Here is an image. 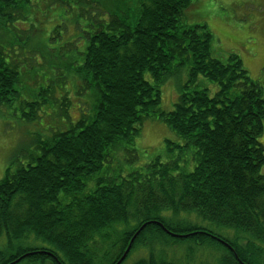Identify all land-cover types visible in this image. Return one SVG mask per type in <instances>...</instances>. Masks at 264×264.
Instances as JSON below:
<instances>
[{
  "label": "trees",
  "instance_id": "obj_1",
  "mask_svg": "<svg viewBox=\"0 0 264 264\" xmlns=\"http://www.w3.org/2000/svg\"><path fill=\"white\" fill-rule=\"evenodd\" d=\"M195 1L0 0V114L19 95L22 64L40 58L30 44L36 11L83 19L76 72L92 94L76 121L69 100L57 101L65 124L0 179V264H117L144 225L126 260L138 245L146 255L134 264H264L263 89L239 56L213 57L205 25L187 24ZM185 66L188 81L164 111L162 87ZM204 79L218 86L213 95ZM43 91L52 99L54 89ZM43 104L27 103L23 115L54 113ZM149 119L182 140H167L177 158L114 169L124 152L137 159ZM187 153L191 172L180 167Z\"/></svg>",
  "mask_w": 264,
  "mask_h": 264
},
{
  "label": "rangeland",
  "instance_id": "obj_2",
  "mask_svg": "<svg viewBox=\"0 0 264 264\" xmlns=\"http://www.w3.org/2000/svg\"><path fill=\"white\" fill-rule=\"evenodd\" d=\"M35 18L38 26L30 44L40 58L34 56L31 63L22 64L19 70L21 84L17 86L19 95L12 108L2 110L0 114V179L9 168L15 170L19 165L27 164L31 157L39 155L40 143L51 136L50 129L53 132L58 128V122L65 124V117L58 116L61 102L56 104L57 101L69 100V116L73 121L79 119L81 107L85 113L89 112L92 103L90 90L83 89L81 77L76 72L80 53L86 47L81 40V29L85 26L83 19L61 9L48 11L45 15L36 11ZM185 20L190 26L205 25L208 28L213 37V57L226 61L231 55L239 56L249 76L262 87L264 98V0H197L185 15ZM36 59L37 65L30 67ZM42 61L44 63L41 64ZM188 70L187 66L181 68L163 85L161 109L164 111L174 109L181 87L188 81ZM204 81V86L210 88L213 95L218 86L206 79ZM51 89L55 90L52 99L42 93ZM43 101L44 111L52 108L53 114L33 121L23 115L22 108L26 112L29 110L27 103ZM167 140L174 144L182 143L165 123L146 120L135 142L137 159L132 160L131 155L124 152L120 164L113 168L130 171L150 164L157 157L163 162L175 160L179 153H167ZM259 142L264 146V130ZM181 159L180 167L191 172L195 167L191 154L187 153ZM176 251L168 250V257L181 259L183 253ZM145 255L146 248L138 245L123 264H134ZM217 256L220 257L219 254ZM208 260L217 264L215 257H208Z\"/></svg>",
  "mask_w": 264,
  "mask_h": 264
},
{
  "label": "water",
  "instance_id": "obj_3",
  "mask_svg": "<svg viewBox=\"0 0 264 264\" xmlns=\"http://www.w3.org/2000/svg\"><path fill=\"white\" fill-rule=\"evenodd\" d=\"M144 228H145V225L142 226V227L140 228V230L138 231V233L133 237V239H132L131 242H130L129 247L127 248L126 252L124 253V255L122 256V258L120 259V261H119L117 264H122V263L124 262V260H126L128 254H129V252H130V250H131V247H132V244H133L135 238L138 236V234H139V233L141 232V230H143ZM173 236H179V235H174V234H173ZM179 237H181V236H179ZM219 241H221L223 244L227 245V247H229L230 249H232V248H231L230 246H228V244L225 243L224 241H222V240H219Z\"/></svg>",
  "mask_w": 264,
  "mask_h": 264
}]
</instances>
